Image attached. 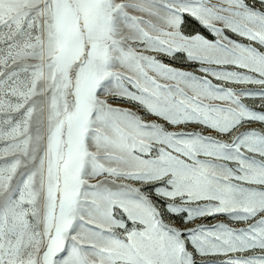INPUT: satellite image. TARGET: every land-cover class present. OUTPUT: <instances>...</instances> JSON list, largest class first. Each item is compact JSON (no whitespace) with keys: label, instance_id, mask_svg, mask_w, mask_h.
Listing matches in <instances>:
<instances>
[{"label":"snow or ice","instance_id":"obj_1","mask_svg":"<svg viewBox=\"0 0 264 264\" xmlns=\"http://www.w3.org/2000/svg\"><path fill=\"white\" fill-rule=\"evenodd\" d=\"M0 264H264V0H0Z\"/></svg>","mask_w":264,"mask_h":264}]
</instances>
